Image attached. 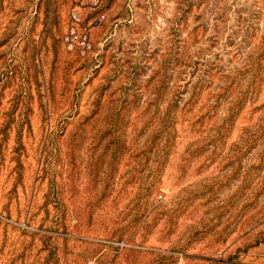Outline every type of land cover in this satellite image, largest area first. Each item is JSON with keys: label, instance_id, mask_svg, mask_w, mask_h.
<instances>
[{"label": "rangeland", "instance_id": "obj_1", "mask_svg": "<svg viewBox=\"0 0 264 264\" xmlns=\"http://www.w3.org/2000/svg\"><path fill=\"white\" fill-rule=\"evenodd\" d=\"M0 264H264V0H0Z\"/></svg>", "mask_w": 264, "mask_h": 264}, {"label": "built area", "instance_id": "obj_2", "mask_svg": "<svg viewBox=\"0 0 264 264\" xmlns=\"http://www.w3.org/2000/svg\"><path fill=\"white\" fill-rule=\"evenodd\" d=\"M79 3L86 4L92 7H99L102 4V0H79ZM71 25L65 41L69 46H77L82 52H88L91 49V28L92 24L82 23L78 12L74 9L70 13ZM105 18V15H100L96 18V21H100Z\"/></svg>", "mask_w": 264, "mask_h": 264}]
</instances>
